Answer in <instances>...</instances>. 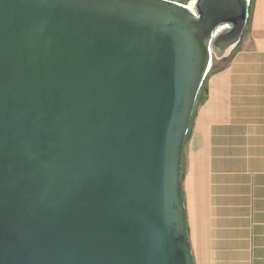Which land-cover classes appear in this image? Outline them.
I'll return each instance as SVG.
<instances>
[{
    "label": "water",
    "instance_id": "water-1",
    "mask_svg": "<svg viewBox=\"0 0 264 264\" xmlns=\"http://www.w3.org/2000/svg\"><path fill=\"white\" fill-rule=\"evenodd\" d=\"M252 0H0V264H195L186 138Z\"/></svg>",
    "mask_w": 264,
    "mask_h": 264
},
{
    "label": "crops",
    "instance_id": "crops-1",
    "mask_svg": "<svg viewBox=\"0 0 264 264\" xmlns=\"http://www.w3.org/2000/svg\"><path fill=\"white\" fill-rule=\"evenodd\" d=\"M245 36L209 76L184 146L195 264H264V0H253Z\"/></svg>",
    "mask_w": 264,
    "mask_h": 264
},
{
    "label": "trees",
    "instance_id": "trees-1",
    "mask_svg": "<svg viewBox=\"0 0 264 264\" xmlns=\"http://www.w3.org/2000/svg\"><path fill=\"white\" fill-rule=\"evenodd\" d=\"M252 6H253V0H252L251 7H250V19H251V14H252ZM250 19H249V22H248V25H247V30H248V28H249ZM237 50H238V49L236 48V49L231 53V55H230L229 57H227V58H225V59L222 60V62H221L222 66H221V67L217 68V67H215V66L213 65V67H212V69H211L209 75L207 76V78H206V80H205V82H204V84H203V86H202V88H201V90H203V92H204V95H202V96L200 97L199 100H198V98H197L196 105H195V109H194V114H195L196 109H197L201 104H203L204 101H205V99H206V97H205V93L207 92V80H208L209 76H210L212 73H215V72H217V71H220V70L226 68V67L229 65V63H230L233 54H234ZM201 90H200V93H201ZM200 93H199V94H200ZM198 97H199V95H198ZM194 114H193V116H194ZM192 119H193V118H192ZM191 127H192V121H191L190 130H189V133H188V136H187L186 140L188 139L189 134H190V132H191ZM183 171H184V163H183ZM182 178H183V173H182Z\"/></svg>",
    "mask_w": 264,
    "mask_h": 264
},
{
    "label": "rangeland",
    "instance_id": "rangeland-1",
    "mask_svg": "<svg viewBox=\"0 0 264 264\" xmlns=\"http://www.w3.org/2000/svg\"><path fill=\"white\" fill-rule=\"evenodd\" d=\"M183 2H187V1H183ZM247 31H248V30H247V27H246V29H245V31H244V34H243V37H242V41H241V43L237 46V49H240V48H241V45H242V43H243V41H244V39H245V37H246L245 35L247 34ZM221 62H222V60L218 59V58L216 57V55L213 54V65H214L215 67L219 68V67L222 66ZM202 95H204L203 90H201V93L199 94L198 100L200 99V97H201Z\"/></svg>",
    "mask_w": 264,
    "mask_h": 264
}]
</instances>
